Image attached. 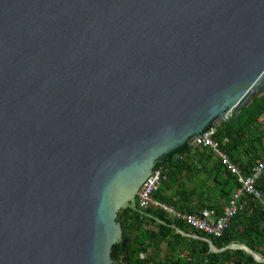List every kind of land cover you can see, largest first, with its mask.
Returning <instances> with one entry per match:
<instances>
[{
    "label": "water",
    "instance_id": "obj_1",
    "mask_svg": "<svg viewBox=\"0 0 264 264\" xmlns=\"http://www.w3.org/2000/svg\"><path fill=\"white\" fill-rule=\"evenodd\" d=\"M263 95L264 0H0V264H128L157 164Z\"/></svg>",
    "mask_w": 264,
    "mask_h": 264
},
{
    "label": "trees",
    "instance_id": "obj_2",
    "mask_svg": "<svg viewBox=\"0 0 264 264\" xmlns=\"http://www.w3.org/2000/svg\"><path fill=\"white\" fill-rule=\"evenodd\" d=\"M216 127L219 148L243 174H250L264 159V95L253 98L238 118ZM156 167L163 170V178L155 197L180 211L195 213L208 207L221 212L241 185L237 174L223 164L211 147L192 148L185 143ZM257 187L263 198L243 194L242 209L231 218L221 237L192 228L158 207L144 212L131 207L121 210L119 220L127 242L128 264H264L243 248L216 252L205 239L209 238L217 248L244 244L264 259V172ZM120 250L121 244L113 246L112 258L116 262L122 259Z\"/></svg>",
    "mask_w": 264,
    "mask_h": 264
},
{
    "label": "built area",
    "instance_id": "obj_3",
    "mask_svg": "<svg viewBox=\"0 0 264 264\" xmlns=\"http://www.w3.org/2000/svg\"><path fill=\"white\" fill-rule=\"evenodd\" d=\"M216 132V125L211 124L196 137L195 142L197 145L211 147L221 158L223 164L237 174L241 183L222 211L218 212L215 208L206 207L198 212L190 213L177 210L173 206L158 200L154 194L159 189L163 178V170L156 167L143 182L136 196L138 207L142 212L150 207H158L165 210L170 217L186 221L192 228L203 231L208 235L221 237L231 218L242 209L243 204L240 200L243 194H253L259 199L263 198L262 192L257 187V181L264 172V159L253 168L250 174H243L229 155L219 148V142L215 139Z\"/></svg>",
    "mask_w": 264,
    "mask_h": 264
},
{
    "label": "crops",
    "instance_id": "obj_4",
    "mask_svg": "<svg viewBox=\"0 0 264 264\" xmlns=\"http://www.w3.org/2000/svg\"><path fill=\"white\" fill-rule=\"evenodd\" d=\"M246 251H247V250H246ZM163 254H164V251H162V252H161V254H160V256H159V257H161V258H162V256H164Z\"/></svg>",
    "mask_w": 264,
    "mask_h": 264
}]
</instances>
